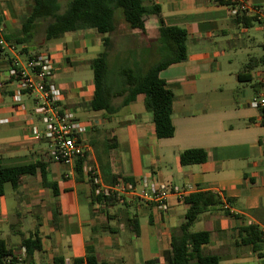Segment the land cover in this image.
<instances>
[{
	"label": "crops",
	"instance_id": "crops-1",
	"mask_svg": "<svg viewBox=\"0 0 264 264\" xmlns=\"http://www.w3.org/2000/svg\"><path fill=\"white\" fill-rule=\"evenodd\" d=\"M32 1L0 0V32L5 39L21 32ZM143 1L157 5L159 16L144 17L143 31L120 24L112 37L109 64L114 70L115 59L126 60L132 51L143 60L158 61L155 54H146L149 42L158 38L160 21L185 31L186 58L159 72L173 96L171 138L156 137L143 95L106 115L83 106L93 99V78L86 85H58L65 105L88 126L83 139L91 147L89 163L104 183L110 176L134 183L147 178L183 194L167 198L166 213L151 202L128 197L109 205L95 200L82 169L78 179L75 164L52 162L47 148L41 147L45 141L31 136V128L41 123L29 99L22 98L23 109L13 102L14 84L7 77L6 56L0 53V168L35 167L34 175L21 177L16 189L11 187L13 203L8 204L4 194L0 197V240L11 249L16 264H25L22 241L34 233L41 250L34 253L32 264H52L55 258L76 264L88 253L104 264H166L171 233L189 208L183 200L196 192H211L221 202L192 227L210 234L204 252L217 256L220 264H264V237L255 246L244 245L240 232L257 225L264 233V118L251 105L264 75V33L257 24L244 27L235 22L231 9L219 0ZM247 5L264 7V0H247ZM61 40L49 49L56 73H71L83 53L102 47V36L91 30L66 34ZM250 60L253 69L244 73ZM120 101L113 98V106ZM186 150H204L206 161L182 166L179 157ZM12 238L19 241L9 247Z\"/></svg>",
	"mask_w": 264,
	"mask_h": 264
},
{
	"label": "trees",
	"instance_id": "trees-1",
	"mask_svg": "<svg viewBox=\"0 0 264 264\" xmlns=\"http://www.w3.org/2000/svg\"><path fill=\"white\" fill-rule=\"evenodd\" d=\"M219 3L229 8L235 7L233 0H219ZM159 13L157 5L145 4L143 0H67L64 9L61 8L60 0H33L31 12L22 19L21 32L6 39L18 47H23L22 51L25 54L36 55L40 53L38 48H44V43L58 41L66 34L91 30L101 35L103 51L90 62L93 73V99L83 106L91 111H103L106 115H113L132 102L137 95H143L144 107L152 116L156 137L168 139L174 133L171 123L173 96L165 88L164 81L159 78V72L186 58L185 31L178 27H165L160 21L158 38L149 42L150 47L146 54L148 57L155 54L160 58L158 61L143 60L142 56L138 58L132 51L133 53L127 55L126 60L125 57L123 59L119 56L115 59L114 70L109 64V56L114 49L112 37L118 33L120 21L123 20L129 30L143 31L144 17L159 16ZM234 19L244 27H249L252 23L256 24L254 18L242 14H238ZM42 25V41L30 53L31 44L35 41L36 33ZM252 61L244 66V73L253 69ZM111 74L114 78H111ZM115 97L121 98L120 104L116 107L112 104V99ZM260 112L264 118V109ZM179 158L180 164L187 166L204 163L207 155L204 150H186ZM74 169L79 179L82 175L79 162L75 163ZM34 174V166L0 168V197L4 194L6 184L16 189L21 177ZM117 180L116 177L110 176L105 184H113ZM90 186L92 187L91 184ZM92 197L103 201L106 205L118 202L114 198L102 199L94 195L93 187ZM183 201L189 205V208L180 226L171 233L169 249L165 252L166 264H220L217 256L204 252L203 248L209 243L210 234L206 231H192L201 214L220 206L219 198L211 192H196L185 197ZM240 232L241 243L244 245L255 246L264 237L263 231L259 230L257 225L241 228ZM22 245L25 249L24 263L32 264L34 253L41 250L37 233L25 238ZM16 263L11 249L0 240V264ZM75 263L104 264L99 263L93 253H88L84 259L76 260ZM52 264H65V262L62 258H55ZM141 264H155V261Z\"/></svg>",
	"mask_w": 264,
	"mask_h": 264
},
{
	"label": "built area",
	"instance_id": "built-area-1",
	"mask_svg": "<svg viewBox=\"0 0 264 264\" xmlns=\"http://www.w3.org/2000/svg\"><path fill=\"white\" fill-rule=\"evenodd\" d=\"M230 8L234 18L238 14L255 19L264 33V7H249L247 0H233ZM23 47L8 42L0 32V53L7 59V77L14 84L12 100L23 109L21 100L29 99L33 104V113L38 117L42 131L36 126L31 128V136L42 139L47 145V154L52 162L62 165H74L79 162L87 180L93 187L94 195L102 199L125 198L151 202L162 213L168 211L167 198L180 196L183 191L177 187L158 184L144 178L139 183L118 179L113 184H105L96 166L89 163L91 147L83 139L88 130L75 111L64 103L63 89L54 82L57 64L52 53L47 50L36 55H28ZM0 79V87L2 86ZM260 92L251 100V105L264 109V75L259 80ZM6 122V120H3Z\"/></svg>",
	"mask_w": 264,
	"mask_h": 264
},
{
	"label": "rangeland",
	"instance_id": "rangeland-1",
	"mask_svg": "<svg viewBox=\"0 0 264 264\" xmlns=\"http://www.w3.org/2000/svg\"><path fill=\"white\" fill-rule=\"evenodd\" d=\"M67 0H60L61 3V8L64 9L65 4H66ZM120 23L122 24L123 27L127 28L126 23L122 20L120 21ZM258 26L256 25L255 28H257ZM43 25L38 29L36 36H35V41L32 43V47H37L41 41H42V35H43ZM81 33V32H80ZM259 40L263 41V37L261 32L259 33ZM62 40H58L57 42L51 41V42H46L44 43V48H38L40 50V52H44L47 51V49H51L53 48V46L56 43H61ZM37 49V48H36ZM37 49V50H38ZM50 51V50H49ZM103 51V48L101 47L98 52H96V46L88 49L85 53H83L80 57H81V62L77 63L74 65V70L71 73H62V72H58L56 73L55 77L53 78L55 83H76V82H81L82 85H86L88 82H92V78H93V73L92 70L88 67V65H90V62L96 58L97 53H101ZM261 51V50H260ZM51 52V51H50ZM52 53V52H51ZM78 68H82V70L80 71ZM7 101H9V98L6 99ZM24 102H28L26 99L24 100ZM84 123L85 121L83 119H81ZM39 130L42 131L43 126L40 124L38 126ZM0 129H3L0 128ZM0 136H3V134H1L0 132ZM42 148H47L46 143L41 145ZM4 200L10 204L13 203L14 199H13V191L11 189L10 184H7L4 188ZM21 206L19 205V208ZM22 209L20 208V211ZM19 239H11L10 242H8V246L9 247H13V245H15L16 243H18ZM15 243V244H14Z\"/></svg>",
	"mask_w": 264,
	"mask_h": 264
}]
</instances>
